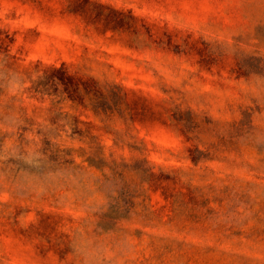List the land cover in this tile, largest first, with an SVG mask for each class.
<instances>
[{
	"label": "rangeland",
	"instance_id": "rangeland-1",
	"mask_svg": "<svg viewBox=\"0 0 264 264\" xmlns=\"http://www.w3.org/2000/svg\"><path fill=\"white\" fill-rule=\"evenodd\" d=\"M250 57L264 0H0V264H264Z\"/></svg>",
	"mask_w": 264,
	"mask_h": 264
},
{
	"label": "trees",
	"instance_id": "trees-1",
	"mask_svg": "<svg viewBox=\"0 0 264 264\" xmlns=\"http://www.w3.org/2000/svg\"><path fill=\"white\" fill-rule=\"evenodd\" d=\"M261 62L262 61L260 58L250 57L244 61L242 66L245 69H248L250 67L251 71L263 72L264 66H261ZM47 69L51 70V71H55V72L59 71V69L55 70V68H47ZM62 72L63 73L61 74V80L67 81V84L69 83L72 86L77 84L76 79L74 77L67 75L65 69H62ZM99 85H100L99 81H97L93 77H89V84H88L89 91H92L93 87L98 88ZM98 93H99L97 96L98 97V103L100 104V107L105 109L106 113L117 111V109L120 106V103L123 100L122 90L120 87L111 86L110 89H106L105 91L98 90ZM191 156L195 162H198L199 160L202 159L203 153L199 149L196 148L195 150L194 149L191 150Z\"/></svg>",
	"mask_w": 264,
	"mask_h": 264
}]
</instances>
